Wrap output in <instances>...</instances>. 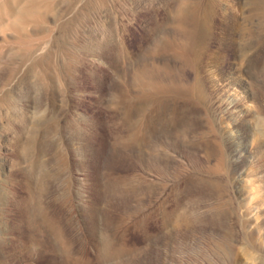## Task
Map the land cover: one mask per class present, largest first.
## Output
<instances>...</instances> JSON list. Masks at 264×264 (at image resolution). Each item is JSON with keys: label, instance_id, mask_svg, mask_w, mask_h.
I'll return each mask as SVG.
<instances>
[{"label": "rangeland", "instance_id": "rangeland-1", "mask_svg": "<svg viewBox=\"0 0 264 264\" xmlns=\"http://www.w3.org/2000/svg\"><path fill=\"white\" fill-rule=\"evenodd\" d=\"M208 2L0 0V264H264V16L178 57Z\"/></svg>", "mask_w": 264, "mask_h": 264}, {"label": "bare ground", "instance_id": "bare-ground-1", "mask_svg": "<svg viewBox=\"0 0 264 264\" xmlns=\"http://www.w3.org/2000/svg\"><path fill=\"white\" fill-rule=\"evenodd\" d=\"M219 4H220V2H219ZM248 4H249V6H252L253 9H255L257 11L256 14H258L260 16H264V0H249ZM217 13H218V6L215 4L214 0H213V2H208L206 4L197 3V4L189 6L186 9H184L183 7L178 8V10L176 12V14L178 15V17H176V18H178V20L176 19L178 21L177 22V30L181 31L182 28L185 27L184 25H185L186 21L189 19L191 21V23H193V24H191L192 27L190 28V31H191V33H193L192 36L195 38L192 41V43L187 38H185L190 42V44H186V42H183L184 43L183 46L185 47L184 49L186 51L184 53H182V52L179 53L176 50L175 53L178 57L185 56V54L188 50L192 53H196L199 51V49L201 48L200 40H201V38H204V36H207V34H209V31L212 29L213 20L217 16ZM184 31H185V35H186L187 30H184ZM181 34H182V32H181ZM173 40L174 39L164 38L163 41L161 42L160 46L164 50H173L174 45H175L174 44L175 40L174 41ZM178 46H180V44ZM180 47L182 48V46H180ZM130 140L135 144H138L141 141V136L137 130L133 131V133L130 137ZM48 225H49V230L51 231L53 238H54V242H55V244L53 245V248L55 249L56 252L62 251L63 256H65V263L69 264L72 261H75L78 264H81L83 259H80L82 261H78L79 258H77L78 260H76L75 258L74 259L70 258L69 253L71 250L70 249L71 246L69 245L70 242L64 236L65 235L64 230L61 227L57 226L54 221H52V222L48 221ZM66 240L68 241V243L66 242ZM99 249H100V247H99ZM107 249H108V247H107ZM101 252H103V251L100 250V254H101ZM102 255H100V256L102 257ZM80 256H82V255H80ZM106 256L108 257L107 253H106ZM85 262H86V260H85ZM72 264H73V262H72Z\"/></svg>", "mask_w": 264, "mask_h": 264}]
</instances>
